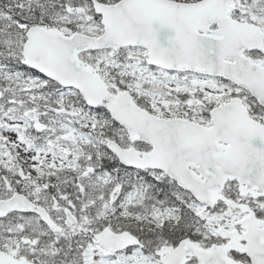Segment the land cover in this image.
Returning <instances> with one entry per match:
<instances>
[{"label":"snow or ice","instance_id":"obj_1","mask_svg":"<svg viewBox=\"0 0 264 264\" xmlns=\"http://www.w3.org/2000/svg\"><path fill=\"white\" fill-rule=\"evenodd\" d=\"M0 264H264V0H0Z\"/></svg>","mask_w":264,"mask_h":264}]
</instances>
